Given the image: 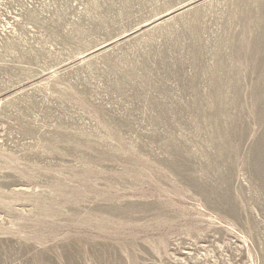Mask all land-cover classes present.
Segmentation results:
<instances>
[{"label":"rangeland","instance_id":"obj_1","mask_svg":"<svg viewBox=\"0 0 264 264\" xmlns=\"http://www.w3.org/2000/svg\"><path fill=\"white\" fill-rule=\"evenodd\" d=\"M0 264H264V0H0Z\"/></svg>","mask_w":264,"mask_h":264}]
</instances>
